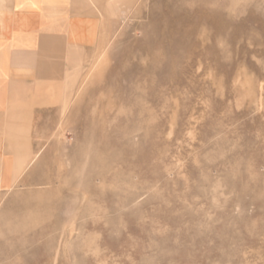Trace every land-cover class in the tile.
I'll return each mask as SVG.
<instances>
[{
	"label": "rangeland",
	"instance_id": "1",
	"mask_svg": "<svg viewBox=\"0 0 264 264\" xmlns=\"http://www.w3.org/2000/svg\"><path fill=\"white\" fill-rule=\"evenodd\" d=\"M0 48V264H264V0H0Z\"/></svg>",
	"mask_w": 264,
	"mask_h": 264
},
{
	"label": "crops",
	"instance_id": "2",
	"mask_svg": "<svg viewBox=\"0 0 264 264\" xmlns=\"http://www.w3.org/2000/svg\"><path fill=\"white\" fill-rule=\"evenodd\" d=\"M11 18H15L13 21H18V17L22 18L24 16V13L20 10L17 11L15 9H12ZM20 43V41H18ZM14 51V69L22 68L23 66H26V58L25 55L27 54L25 50L22 49H12ZM3 52L0 48V59H3ZM1 64V63H0ZM3 65V64H1ZM12 66V65H11ZM7 70L4 66H0V121H5L7 119L11 118H17L22 115L23 108L27 107V101L20 100V99H14V100H8L4 99L3 92H19L22 91L23 85L21 84H11L7 83L5 81H8L6 79L7 76Z\"/></svg>",
	"mask_w": 264,
	"mask_h": 264
}]
</instances>
